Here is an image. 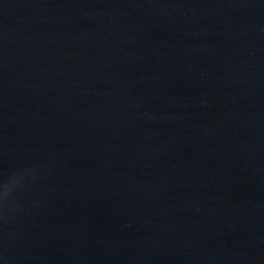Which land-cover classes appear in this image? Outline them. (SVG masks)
Returning a JSON list of instances; mask_svg holds the SVG:
<instances>
[{"label": "water", "instance_id": "1", "mask_svg": "<svg viewBox=\"0 0 264 264\" xmlns=\"http://www.w3.org/2000/svg\"><path fill=\"white\" fill-rule=\"evenodd\" d=\"M0 264H264V0H0Z\"/></svg>", "mask_w": 264, "mask_h": 264}, {"label": "clouds", "instance_id": "2", "mask_svg": "<svg viewBox=\"0 0 264 264\" xmlns=\"http://www.w3.org/2000/svg\"><path fill=\"white\" fill-rule=\"evenodd\" d=\"M7 191H8V189H7V188H5V189H4V192H3V193H0V196H3V195H5V194L7 193Z\"/></svg>", "mask_w": 264, "mask_h": 264}]
</instances>
